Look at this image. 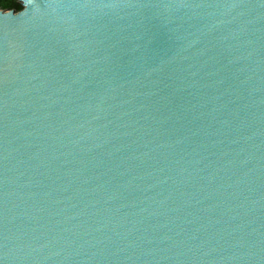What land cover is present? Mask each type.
I'll return each mask as SVG.
<instances>
[{
	"label": "water",
	"instance_id": "obj_1",
	"mask_svg": "<svg viewBox=\"0 0 264 264\" xmlns=\"http://www.w3.org/2000/svg\"><path fill=\"white\" fill-rule=\"evenodd\" d=\"M0 10V264H264V0Z\"/></svg>",
	"mask_w": 264,
	"mask_h": 264
},
{
	"label": "trees",
	"instance_id": "obj_2",
	"mask_svg": "<svg viewBox=\"0 0 264 264\" xmlns=\"http://www.w3.org/2000/svg\"><path fill=\"white\" fill-rule=\"evenodd\" d=\"M1 4L5 10L18 11L21 9V4L19 0H0V5Z\"/></svg>",
	"mask_w": 264,
	"mask_h": 264
},
{
	"label": "rangeland",
	"instance_id": "obj_3",
	"mask_svg": "<svg viewBox=\"0 0 264 264\" xmlns=\"http://www.w3.org/2000/svg\"><path fill=\"white\" fill-rule=\"evenodd\" d=\"M2 4H3V3H2ZM2 4L0 5V10H5V9L3 8Z\"/></svg>",
	"mask_w": 264,
	"mask_h": 264
}]
</instances>
